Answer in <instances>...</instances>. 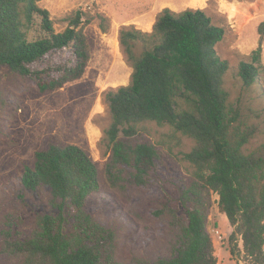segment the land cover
<instances>
[{"label":"trees","instance_id":"trees-1","mask_svg":"<svg viewBox=\"0 0 264 264\" xmlns=\"http://www.w3.org/2000/svg\"><path fill=\"white\" fill-rule=\"evenodd\" d=\"M39 2L0 0V67L7 66L47 94L85 76L92 58L85 29L98 20L107 33L110 21L104 14L79 10L58 32L50 11ZM258 33V47L237 69L247 92L264 74V22ZM224 37V28L204 10L192 8L163 9L151 32L131 25L119 33L132 74L128 85L106 94L111 123L102 145L110 155L106 176L111 187L147 186L178 134L194 142L184 154L194 168L191 183L178 201L156 212H168L177 230L172 256L154 263L121 260L116 232L87 210L90 197L100 191L97 164L77 145H51L37 152L34 164L22 172L21 198L49 189L57 212L39 215L38 227L29 235L12 224L0 226V264H220L208 229L214 194L234 228L230 242L240 238L246 257L264 264V143L248 147L260 133L256 120L262 112L245 111L241 98L232 102L226 87L230 64L216 52ZM68 48L72 65L35 68ZM152 124L172 133L157 143L143 141Z\"/></svg>","mask_w":264,"mask_h":264},{"label":"rangeland","instance_id":"rangeland-1","mask_svg":"<svg viewBox=\"0 0 264 264\" xmlns=\"http://www.w3.org/2000/svg\"><path fill=\"white\" fill-rule=\"evenodd\" d=\"M39 6L50 11L58 32L68 27L66 18L79 10L104 14L109 18L110 30L104 33L98 20L86 27L92 56L87 72L79 81L54 92L41 94L33 81L7 66L0 67L1 228L8 223L29 235L37 229L39 215L57 212L49 189L27 192L21 198L20 177L26 166L34 164L37 152L51 145H77L90 154L100 174V191L90 197L87 210L95 220L116 232L118 257L124 261L142 258L150 263L171 257L177 230L168 212H156L171 201H178L182 189L191 183L194 168L184 154L192 150L194 142L178 134L172 151L166 148L157 161L147 186L113 188L109 184L106 166L110 155L102 145L103 132L111 123L106 94L128 85L132 74L120 45V30L131 25L142 31L149 29L165 8L176 12L202 9L215 25L224 28L225 37L216 46V52L230 64L226 87L231 100L238 103L241 98L245 111L262 112L256 120L260 133L248 146L252 149L264 143V74L259 85L247 92L237 69L258 47L264 0H40ZM60 63H74L70 48L49 55L35 68ZM149 128L141 138L143 141L157 143L172 133L155 124ZM218 200L214 194L208 224L215 257L220 264H253L246 257L240 238L230 242L234 228L221 213Z\"/></svg>","mask_w":264,"mask_h":264},{"label":"crops","instance_id":"crops-1","mask_svg":"<svg viewBox=\"0 0 264 264\" xmlns=\"http://www.w3.org/2000/svg\"><path fill=\"white\" fill-rule=\"evenodd\" d=\"M154 23H155V19H154ZM153 25H154V24H153ZM153 25H152V27L149 28V29H143V31H145V32H151V31L153 30Z\"/></svg>","mask_w":264,"mask_h":264}]
</instances>
